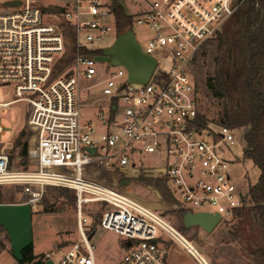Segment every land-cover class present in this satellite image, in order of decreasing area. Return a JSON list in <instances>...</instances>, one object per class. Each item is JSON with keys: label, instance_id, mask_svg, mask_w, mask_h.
<instances>
[{"label": "built area", "instance_id": "1", "mask_svg": "<svg viewBox=\"0 0 264 264\" xmlns=\"http://www.w3.org/2000/svg\"><path fill=\"white\" fill-rule=\"evenodd\" d=\"M240 5L241 0H140L133 5L130 29L136 24L150 32L145 44L135 40L156 62L148 80L137 83L127 80L122 65L96 58L109 46L100 45L107 35L119 34L111 0H0V86H8L12 97L0 102V113L22 103L30 142L24 168L0 164V186L30 183L41 192L45 187L71 190L82 239V244L54 243L40 261L97 264L82 214L85 204L96 203L95 228L128 243L113 264H168L167 243L173 242L196 264H208L159 212L90 174L96 164L125 170L139 165L142 153L157 152L168 189L183 211L216 213L226 222L245 206L241 182L224 156V145L235 142L233 130L200 120L190 72L201 45ZM157 56L166 59L167 70L158 67Z\"/></svg>", "mask_w": 264, "mask_h": 264}, {"label": "rangeland", "instance_id": "2", "mask_svg": "<svg viewBox=\"0 0 264 264\" xmlns=\"http://www.w3.org/2000/svg\"><path fill=\"white\" fill-rule=\"evenodd\" d=\"M102 1L108 2L110 0ZM118 2L128 15L133 12V5L140 4V0H118ZM226 24L227 22H225L221 31ZM133 32L136 40L141 44H145L147 38L150 36V32L147 29L136 24L133 26ZM114 40L115 35L113 32H110L100 45H111ZM203 45H205V48L201 52L202 47H200L196 54V61L190 65V72L198 93V106L201 114H204L209 120H215L218 110L216 100L205 92L202 84L203 79L211 73L214 67L213 56L215 55V49L214 44H210L208 41L201 46ZM157 60L158 67L167 70L169 64L166 59L157 56ZM90 83L92 82L82 80L83 85H89ZM11 98L10 88L8 86H0V102ZM23 115L24 108L20 102L13 104L0 113V124L4 126V133L0 134V164L6 162L7 169L25 167V160L22 158L20 152L22 150V143L26 141V144L29 145L30 142L27 127L23 123ZM21 130L24 131V136L20 138L19 144H15ZM233 133L235 142L232 145H224V156L232 161L231 175L239 179L241 188L245 192L250 185L255 183L259 171L252 165L250 160L242 158L243 142L241 130L233 131ZM160 156L157 152L142 153L137 167H142L145 171H151L157 177L161 173L160 168L164 165V160ZM93 167L91 176L105 181L159 212L167 222L177 228L195 246L197 251L207 260L208 264H253L248 252L249 249L258 243L256 239L258 228L247 206L244 208L240 218L233 216L229 221H220L210 232H206L196 225L182 229L179 213L180 206L177 201H166L155 187L141 182H129L124 187H120L117 183L119 175L117 169H108L99 164ZM120 171L130 174L133 170L127 168L125 170L120 169ZM161 178L165 179V176ZM40 194L42 198L40 199V206L38 205L37 209L42 212L44 211L45 214L37 218L40 213H33L31 222L27 219L24 208L13 206L0 207L4 222V224L2 223V227L7 235L5 236L4 232L3 235L0 234V240L4 244V248L0 249V264H14L15 262L13 255L7 247V240H9L10 245L15 247L21 237H25L32 232L33 237L39 239L35 250L37 253L42 251L47 245H51L52 240H58L62 237L69 240L70 243L77 242L82 244V239L76 225L75 206L73 203L66 201L63 196H60L57 189L45 187L41 192L38 185L30 183H15L0 186V202L8 200L10 197L18 199L24 196H34L36 198ZM95 212H99L96 203L85 204L83 206L82 214L87 219L83 227L87 239L95 247L97 264H113L122 254L121 240H123V237L99 227H96L94 232L88 235L86 228L88 224H91ZM167 246L169 250L168 264H196L192 257L179 244L173 242L167 243ZM49 261L55 264L56 258H51Z\"/></svg>", "mask_w": 264, "mask_h": 264}, {"label": "trees", "instance_id": "3", "mask_svg": "<svg viewBox=\"0 0 264 264\" xmlns=\"http://www.w3.org/2000/svg\"><path fill=\"white\" fill-rule=\"evenodd\" d=\"M116 18V30L122 33L132 27V16L125 13L118 0H111ZM223 30L208 42L214 44V67L203 79L205 92L216 100L218 108L213 122L229 127L233 131L241 130L242 158L250 160L259 171L254 184L244 192L245 206L235 211L240 218L247 206L258 228L257 244L249 249L253 264H264V0H241L239 9L232 15ZM201 52L205 45L201 46ZM196 56L193 62L196 61ZM202 114L200 120L204 122ZM24 136L20 131L15 144ZM26 141L22 143L21 156L25 160ZM130 174L118 170L117 183L124 187L129 182H141L151 185L166 201H176L168 191L164 172L155 176L151 171L133 166ZM58 194L75 206V197L71 190L55 188ZM42 198V197H41ZM40 198V199H41ZM182 209L179 210L181 214ZM88 235L95 230L100 214L95 212ZM183 229V227L181 226ZM4 228L0 225V234ZM128 247L126 240H121V248ZM4 244L0 240V249ZM17 264H42L33 254L32 244L24 245L19 251Z\"/></svg>", "mask_w": 264, "mask_h": 264}, {"label": "water", "instance_id": "4", "mask_svg": "<svg viewBox=\"0 0 264 264\" xmlns=\"http://www.w3.org/2000/svg\"><path fill=\"white\" fill-rule=\"evenodd\" d=\"M96 58L112 65H122L126 69L127 80L137 83H145L148 80L156 63L155 59L141 51L131 29L117 34L113 43L105 47ZM90 151L93 152L92 149ZM180 217L184 229L196 225L206 232L213 230L220 222L219 214L205 211L185 210Z\"/></svg>", "mask_w": 264, "mask_h": 264}, {"label": "crops", "instance_id": "5", "mask_svg": "<svg viewBox=\"0 0 264 264\" xmlns=\"http://www.w3.org/2000/svg\"><path fill=\"white\" fill-rule=\"evenodd\" d=\"M36 198H38V197H36ZM36 198L34 196H30V197L24 196L23 198H18V199L10 197V199H8L6 201H3V202H0V207L1 206H3V207H5V206H13V207L24 208L25 209L24 211H25V213L27 215V219L29 220V222H31V216H32L33 213H40V214H38L37 218H39L40 215L45 214L44 211L42 212L41 210H38L37 209V206L38 205L40 206V200L37 202V204H36V206L34 208H32L30 206L29 202H31L32 200H35ZM2 223L4 224L3 219H2V213L0 211V225L1 226L3 225ZM4 233H5V236H7L6 235V231H4ZM4 233H1V235H3ZM41 237H43V236H41ZM7 241H8V242H6L7 243V247L10 250L11 254L13 255V257L15 259L14 264H17V259L19 258V251H20V249L24 245H26L28 243H31L32 244L33 254L34 255H37L38 258H40L42 256V254L44 252H46L48 249H50L51 246L54 243H56V242L57 243H60V244H63V245H66V244L70 243L69 240H67V239H65L63 237L61 239H58V240H55L54 239V240L51 241V245H47L46 247H44V249L42 251H39L37 253V251H35V250H36V244L39 241V239L33 237V232L32 233H29L25 237L24 236L21 237L20 240L17 241V244L15 245V247H13L12 245L9 244V240H7ZM42 264H54V263L51 262V261H49V260H44V261H42Z\"/></svg>", "mask_w": 264, "mask_h": 264}]
</instances>
